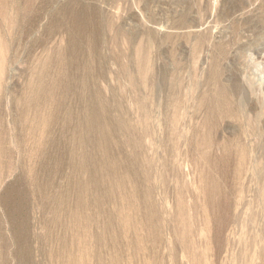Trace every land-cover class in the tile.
<instances>
[{
  "label": "rangeland",
  "instance_id": "rangeland-1",
  "mask_svg": "<svg viewBox=\"0 0 264 264\" xmlns=\"http://www.w3.org/2000/svg\"><path fill=\"white\" fill-rule=\"evenodd\" d=\"M206 1L0 3V264H264V0Z\"/></svg>",
  "mask_w": 264,
  "mask_h": 264
},
{
  "label": "bare ground",
  "instance_id": "bare-ground-1",
  "mask_svg": "<svg viewBox=\"0 0 264 264\" xmlns=\"http://www.w3.org/2000/svg\"><path fill=\"white\" fill-rule=\"evenodd\" d=\"M7 0H0V3H4V2H6ZM209 1V0H208ZM208 1H206V2H208ZM215 1V0H214ZM218 1V0H217ZM242 1V0H241ZM255 1H258V0H255ZM262 2H263V0H261ZM153 2H154V0H153ZM213 2V1H212ZM216 2V1H215ZM249 2V1H248ZM209 4H210V2H208ZM219 3V2H218ZM218 3H216V4H218ZM220 3H221V1H220ZM223 4H221V5H224V3L225 2H222ZM239 3V2H238ZM252 3V2H251ZM261 3V2H260ZM215 4V3H214ZM214 4H211V5H214ZM249 4H250V2H249ZM255 4V3H254ZM259 4V3H258ZM263 4V3H262ZM147 5H148V2L147 1H145V2H143V3H141V5H140V3L139 2H136V6H135V12H140V9H142V8H146L147 7ZM206 5V4H205ZM253 5V4H252ZM208 7H210L209 5H207ZM215 6V5H214ZM255 6V5H254ZM254 6H252V7H254ZM213 7V6H212ZM215 7H217V5L215 6ZM215 7H213L212 9H215ZM220 7V6H219ZM80 8V7H79ZM221 8V7H220ZM80 10L81 11H83L84 12V10L83 9H81L80 8ZM219 10H221V9H219ZM134 12V11H133ZM136 14V13H135ZM217 14H219V13H217ZM216 14V15H217ZM131 15V14H130ZM52 16V15H51ZM55 15H53V17H54ZM84 16H85V14H84ZM87 16V15H86ZM53 17H50V18H52L53 19ZM57 17V16H56ZM200 17V16H199ZM55 18V17H54ZM87 18L86 17H83V19L81 20V21H76V23L77 24H81L84 20L85 21H87L86 20ZM50 20V19H49ZM200 20H201V18H200ZM53 21V20H52ZM204 21V20H203ZM202 21V22H203ZM48 22V21H47ZM210 22V21H209ZM75 23V24H76ZM152 24H155L157 27L156 28H158V27H160L161 29L162 28H171V27H173L174 26V24L172 25V26H170L169 24H168V22H166V21H164V20H162L161 18L160 19H158V20H153L152 21ZM205 24V23H204ZM203 24V25H204ZM212 24V23H211ZM211 24L210 23H208V25L209 26H207L206 27V30H208L209 28H211L212 26H211ZM200 25H201V22L200 21H197V20H194V21H192V23L191 24H187V27L189 28V29H191L192 31H194V32H198V30H201V28H200ZM202 26V25H201ZM186 27V28H187ZM243 67H245V68H250L251 67V65L250 64H248V63H245V64H243Z\"/></svg>",
  "mask_w": 264,
  "mask_h": 264
}]
</instances>
